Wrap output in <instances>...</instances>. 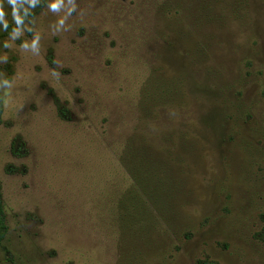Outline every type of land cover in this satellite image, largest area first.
<instances>
[{"label": "rangeland", "instance_id": "obj_1", "mask_svg": "<svg viewBox=\"0 0 264 264\" xmlns=\"http://www.w3.org/2000/svg\"><path fill=\"white\" fill-rule=\"evenodd\" d=\"M49 2L0 26V264H264V0Z\"/></svg>", "mask_w": 264, "mask_h": 264}, {"label": "clouds", "instance_id": "obj_2", "mask_svg": "<svg viewBox=\"0 0 264 264\" xmlns=\"http://www.w3.org/2000/svg\"><path fill=\"white\" fill-rule=\"evenodd\" d=\"M62 0H50L49 9L53 11H58L59 5ZM28 3L34 7L36 0H28ZM5 4L11 6L12 20L15 27L12 28L13 32L18 31L22 26H24L25 18L30 14L28 9H22L21 0H0V26H3L4 30L7 31L9 24L7 20V13L5 12ZM35 45V40L33 41ZM25 45H21L24 47Z\"/></svg>", "mask_w": 264, "mask_h": 264}, {"label": "trees", "instance_id": "obj_3", "mask_svg": "<svg viewBox=\"0 0 264 264\" xmlns=\"http://www.w3.org/2000/svg\"><path fill=\"white\" fill-rule=\"evenodd\" d=\"M0 115H1V101H0ZM1 122V121H0ZM126 152H123L122 160L126 163L129 159V155L133 151V144L131 143L125 148ZM129 167V164H127ZM7 233V226H6V218H5V213L3 209V203H2V195H1V190H0V244L4 240L5 235ZM262 240L264 241V228L261 233Z\"/></svg>", "mask_w": 264, "mask_h": 264}]
</instances>
